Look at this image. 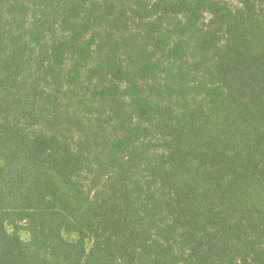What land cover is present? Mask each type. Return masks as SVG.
I'll list each match as a JSON object with an SVG mask.
<instances>
[{
  "label": "trees",
  "instance_id": "trees-1",
  "mask_svg": "<svg viewBox=\"0 0 264 264\" xmlns=\"http://www.w3.org/2000/svg\"><path fill=\"white\" fill-rule=\"evenodd\" d=\"M0 264H264V0H0Z\"/></svg>",
  "mask_w": 264,
  "mask_h": 264
},
{
  "label": "rangeland",
  "instance_id": "rangeland-1",
  "mask_svg": "<svg viewBox=\"0 0 264 264\" xmlns=\"http://www.w3.org/2000/svg\"><path fill=\"white\" fill-rule=\"evenodd\" d=\"M230 2L232 3V4H234V3H236V0H230ZM28 235L27 234H25V237H27Z\"/></svg>",
  "mask_w": 264,
  "mask_h": 264
}]
</instances>
